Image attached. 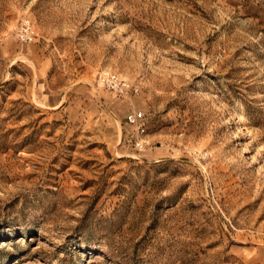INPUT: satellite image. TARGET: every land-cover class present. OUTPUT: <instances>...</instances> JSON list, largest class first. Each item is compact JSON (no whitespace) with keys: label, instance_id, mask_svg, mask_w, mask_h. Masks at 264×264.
Masks as SVG:
<instances>
[{"label":"rangeland","instance_id":"rangeland-1","mask_svg":"<svg viewBox=\"0 0 264 264\" xmlns=\"http://www.w3.org/2000/svg\"><path fill=\"white\" fill-rule=\"evenodd\" d=\"M0 264H264V0H0Z\"/></svg>","mask_w":264,"mask_h":264},{"label":"built area","instance_id":"built-area-1","mask_svg":"<svg viewBox=\"0 0 264 264\" xmlns=\"http://www.w3.org/2000/svg\"><path fill=\"white\" fill-rule=\"evenodd\" d=\"M37 36L36 29L31 20L29 18L22 19L18 28V38L22 42H31L35 40ZM100 83L119 93H126L130 88V84L117 74H102L100 76ZM126 121L128 124L136 127L139 135L135 143L138 147L142 146L143 139L140 138V135L144 134L146 129L145 112L143 110L133 111L127 115Z\"/></svg>","mask_w":264,"mask_h":264},{"label":"crops","instance_id":"crops-1","mask_svg":"<svg viewBox=\"0 0 264 264\" xmlns=\"http://www.w3.org/2000/svg\"><path fill=\"white\" fill-rule=\"evenodd\" d=\"M133 126V125H132Z\"/></svg>","mask_w":264,"mask_h":264}]
</instances>
